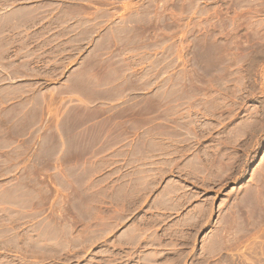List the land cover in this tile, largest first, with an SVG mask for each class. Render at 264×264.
Listing matches in <instances>:
<instances>
[{
  "label": "rangeland",
  "instance_id": "obj_1",
  "mask_svg": "<svg viewBox=\"0 0 264 264\" xmlns=\"http://www.w3.org/2000/svg\"><path fill=\"white\" fill-rule=\"evenodd\" d=\"M141 1L138 92L60 111L81 170L0 175V264H264V0Z\"/></svg>",
  "mask_w": 264,
  "mask_h": 264
},
{
  "label": "crops",
  "instance_id": "obj_2",
  "mask_svg": "<svg viewBox=\"0 0 264 264\" xmlns=\"http://www.w3.org/2000/svg\"><path fill=\"white\" fill-rule=\"evenodd\" d=\"M157 14L141 0H0V175L81 170L80 155L61 162L66 97L93 106L137 93L143 44L131 36L125 41L124 34L146 17L156 23ZM51 110L58 111L56 118ZM159 189L169 190L171 214L160 217H169L173 229V182ZM96 219L89 217L95 237ZM174 251L173 262L183 261L186 253Z\"/></svg>",
  "mask_w": 264,
  "mask_h": 264
}]
</instances>
